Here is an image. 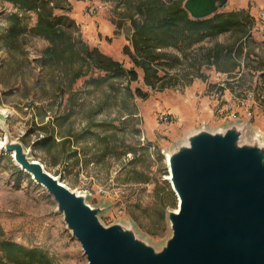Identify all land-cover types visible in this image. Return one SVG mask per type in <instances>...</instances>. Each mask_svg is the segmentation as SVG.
<instances>
[{"label":"rangeland","instance_id":"1","mask_svg":"<svg viewBox=\"0 0 264 264\" xmlns=\"http://www.w3.org/2000/svg\"><path fill=\"white\" fill-rule=\"evenodd\" d=\"M177 1L184 6L187 0ZM64 5L66 10L56 9L55 14L75 22L76 38L127 69L135 68L127 2L65 0ZM240 11L251 19L250 37L239 41L243 55L236 49L238 34L223 33L195 46L184 66L169 71L179 78L173 85L153 89L145 84L144 70L136 68L138 79L116 81L114 92L108 83L99 84L103 73L75 78L61 65L43 64L49 42L41 37L28 33L18 49L5 48L2 36L10 15H28L29 27L38 17L0 0V243L41 250L52 264H89L52 196L4 148L9 134L64 185L88 194L87 203L103 209L100 220L106 227L131 228L161 251L172 236L168 214L179 207L168 180L167 154L203 127L217 130L248 123L264 137V0H229L217 14ZM135 19L140 21V15L136 13ZM216 45L233 49L237 68L222 72L205 65L200 73L206 79L186 77L193 72L188 68L191 61H201ZM168 52L184 60L181 51ZM221 64L225 66V61ZM128 85L132 94L122 88ZM66 131L72 137L64 138ZM44 132L54 135L57 144L41 141Z\"/></svg>","mask_w":264,"mask_h":264},{"label":"water","instance_id":"2","mask_svg":"<svg viewBox=\"0 0 264 264\" xmlns=\"http://www.w3.org/2000/svg\"><path fill=\"white\" fill-rule=\"evenodd\" d=\"M228 2L187 0L184 9L201 20ZM4 148L52 196L89 264H264V137L248 123L203 127L167 154L179 207L168 214L172 236L161 251L131 228L106 227L88 194L64 185L9 134Z\"/></svg>","mask_w":264,"mask_h":264},{"label":"trees","instance_id":"3","mask_svg":"<svg viewBox=\"0 0 264 264\" xmlns=\"http://www.w3.org/2000/svg\"><path fill=\"white\" fill-rule=\"evenodd\" d=\"M2 1L13 4L22 11L36 12L38 17L37 23L29 27L26 24V20L30 18L28 15L22 17L17 14L10 15L7 18L9 27L2 36L5 48L18 49L21 39L28 33L41 37L49 42L43 52L41 60L43 64L61 65L69 69L68 72L72 71L75 78H81L95 71L103 73L104 77L98 79L101 80L99 84L108 83L109 88L114 92L118 90L116 81L123 84L138 79L136 68L144 70L146 85L153 89L163 90L179 80L169 71L184 66L185 57L188 60V55L195 46L208 39H215L223 33L233 32L239 36L236 49H239L240 54L243 55L244 45L239 41L250 37L251 19L242 11L215 14L210 18L196 20L177 0H171L169 3L161 0H122L129 5L131 26L128 40L134 48V52L130 54L135 68L127 69L123 64L103 54L99 48H90L81 39L76 38L75 22L69 16L55 14L56 9L66 10L65 0ZM134 13L140 15V21L135 19ZM171 48L181 51L184 60L170 54L168 50ZM206 52L207 54L202 55L201 61H197V58L191 61L188 68L193 72L186 73V77L198 76L206 79L200 73V68L205 65L209 68L214 66L222 72L234 71L238 66L233 56V49L216 45ZM223 61H225V66L222 67ZM162 70L166 72L164 76L160 75ZM122 88L126 91L125 93L132 94L129 85ZM137 93L142 94L140 90H137ZM57 120L59 119L56 118L52 123H48L45 129H51ZM59 125L61 129H65L63 123ZM65 134L67 135L64 138L72 137L69 131ZM44 136L41 141L52 145L57 144L54 135L46 132ZM66 140L65 144L71 143ZM127 153L126 151L124 155ZM0 247L3 253L0 257V264H52L49 255L38 249H28L8 241H2Z\"/></svg>","mask_w":264,"mask_h":264},{"label":"built area","instance_id":"4","mask_svg":"<svg viewBox=\"0 0 264 264\" xmlns=\"http://www.w3.org/2000/svg\"><path fill=\"white\" fill-rule=\"evenodd\" d=\"M262 19H263V21H264V11L262 12ZM229 108L231 109L232 106H230ZM167 119H168V117H165V120H167Z\"/></svg>","mask_w":264,"mask_h":264},{"label":"bare ground","instance_id":"5","mask_svg":"<svg viewBox=\"0 0 264 264\" xmlns=\"http://www.w3.org/2000/svg\"><path fill=\"white\" fill-rule=\"evenodd\" d=\"M3 145H4V142H3ZM168 160V162H169V159H167ZM168 165H169V163H168ZM172 179V175L170 174L169 176H168V180H171ZM177 211H178V209H177Z\"/></svg>","mask_w":264,"mask_h":264}]
</instances>
